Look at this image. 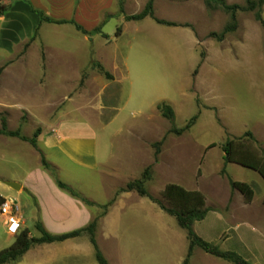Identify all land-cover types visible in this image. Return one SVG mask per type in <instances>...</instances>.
<instances>
[{
	"label": "rangeland",
	"instance_id": "obj_1",
	"mask_svg": "<svg viewBox=\"0 0 264 264\" xmlns=\"http://www.w3.org/2000/svg\"><path fill=\"white\" fill-rule=\"evenodd\" d=\"M97 1L86 0L84 9L72 12L66 0L67 7L52 14L74 17L86 33L71 23H38L36 14L25 9L16 41L0 35V125L4 119L7 129H19L28 138L39 129L36 147L21 139L23 145H15L12 155L2 147L6 159H0V175L20 180L28 173L34 176L44 157L56 167V174L48 168L52 176L100 201L108 199L103 186H125L148 167L146 190L161 200L168 183L217 184L212 197L221 196L228 177L262 189L261 176L226 163L221 146L249 131L264 151V26L257 18L264 20V4L251 9L247 0H154L155 18L191 27L197 41L190 48L189 39L174 36L168 25L127 20L137 0H115L110 13L99 12ZM138 1L142 11L148 0ZM12 2L0 0V17ZM16 16L9 15V21ZM161 102L171 106L173 120L162 116L157 108ZM62 120L70 123L61 128L89 137V147L78 149L81 156L106 150L104 155L133 160L138 145L149 148L141 173L138 167L136 173L108 178L101 166L81 170L61 149L45 147L40 136L55 133ZM93 139H100L96 148ZM115 189L109 196H115Z\"/></svg>",
	"mask_w": 264,
	"mask_h": 264
},
{
	"label": "crops",
	"instance_id": "obj_2",
	"mask_svg": "<svg viewBox=\"0 0 264 264\" xmlns=\"http://www.w3.org/2000/svg\"><path fill=\"white\" fill-rule=\"evenodd\" d=\"M24 1L13 0L11 9L6 13V16L0 17V35L6 36L10 41H16L21 31L20 22H22L23 12L25 9L30 12L31 7L42 11L51 18L75 20L72 16L69 18L55 16L56 13L67 7L66 0H49L48 2L40 0L38 5L35 0H27V3ZM114 1L98 0L97 5L101 4L99 12H114ZM85 3L86 0H70L68 8L70 11H75L77 8L84 9ZM139 10H141V1L137 0L135 8L129 14H136ZM14 13L17 16L9 21V15ZM53 13H55L54 16H52ZM33 15L35 16V13ZM3 18H7V21H4ZM157 18L173 23L172 20L166 18ZM35 19H38L37 21L40 23L37 15ZM145 20L166 25L156 22L150 16L135 21ZM79 24L84 27L83 24ZM167 27L172 29L174 36L188 38L190 48L194 46V41H197L193 30L187 25L173 23ZM67 122L62 120L58 123L55 133L45 132L43 136H40L39 142L43 141V145L48 148L52 146L61 149L76 161L77 167L81 170L101 166L104 169L103 173L108 178H116L122 173H136L138 167L139 174L141 173L143 165L147 162V155L151 153L149 148L145 150L138 145L139 154L137 153L133 160L120 159L121 156L118 154L104 155L106 150L103 153L95 151L92 157H89V151H86L84 156H81L78 149L84 145L89 147V137L73 135L72 131L66 129L64 125V128H61V125ZM19 140L14 136L0 134V152L5 148L11 155L14 154L15 145L19 147L23 145V141ZM99 140L93 139L95 148L98 147ZM104 146L106 147V145ZM17 150L20 151L19 148ZM141 151L144 152V155L141 154ZM0 159H6V155L0 153ZM48 163L54 168L56 174L55 165L49 161ZM51 174L50 170L42 165L40 169L35 170L34 176L28 173V176L22 180L0 175V196L4 199H15L19 206L21 214L19 231L26 229L29 237H39L41 234L37 228L39 225L47 233L58 236L82 229L99 217L95 226L94 238L108 264H183L189 246L186 230L178 225L174 216L160 208L150 197L141 196L135 190L117 193V190L124 185L121 184L122 186L116 188L112 184L109 187L103 186L108 199L100 201L89 197V193L87 196L84 195L78 189H74L67 182ZM1 179L15 181L20 184V187L18 190H13ZM57 181L65 183L79 196L60 187ZM179 185L188 190H199L205 196L207 212L203 219L192 224V230L197 236L213 244L219 250L231 251L240 255L249 264H264V187L260 189L250 183L254 195L250 201H245L243 195L232 188L228 181L221 186V196L213 197L209 194L211 190L219 188L217 184L204 186L201 182L200 184L195 182L194 186H187L183 183ZM112 189H115L114 201L101 214L100 207L113 198L112 194L109 196ZM257 190H261V192L257 193ZM22 194H25L27 198L21 197ZM135 194L138 197H134ZM83 198L92 203L84 201ZM14 239L15 235L7 232L5 217L0 213V250L10 246ZM5 264L100 263L96 257L94 244L89 235L83 232L62 240L33 243L19 258ZM188 264L233 263L194 246Z\"/></svg>",
	"mask_w": 264,
	"mask_h": 264
},
{
	"label": "trees",
	"instance_id": "obj_3",
	"mask_svg": "<svg viewBox=\"0 0 264 264\" xmlns=\"http://www.w3.org/2000/svg\"><path fill=\"white\" fill-rule=\"evenodd\" d=\"M153 2L154 0H148L144 8L142 9V11H140L137 14L127 15L125 17L127 18V20H131V19L140 20L146 16H150V17H153L158 23L172 25L173 23L169 21L157 19L153 16V4H154ZM247 3H248V7L252 9L256 4L258 5L264 4V0H258L257 2H254L252 0H247ZM224 6L226 9H229L232 11H234L236 8V5H224ZM31 10L38 16L39 22L45 21V22H50L54 24L71 23L72 25H74L76 30L82 33L87 32V30L82 25H80L73 19H53L45 15L42 11L34 9L33 7H31ZM257 18L261 22L262 26H264V20L260 17V15H257ZM102 23H101V26H102ZM229 28H233V27H229ZM213 35L217 36L215 33H213ZM218 38L219 40H221L222 35L218 36ZM93 66L96 67L98 71L104 74L107 78L112 77V75L109 72H107L102 67L101 64L93 63ZM157 108L160 109L161 114L164 118L168 120L174 119V111L168 103L161 102L158 104ZM196 117L197 116L194 115L190 119V121H188L187 125L185 126L186 129L189 128L194 123V121L196 120ZM0 134L18 137L19 139L23 141H28L33 147H36L37 146L36 137L39 134V129H37L34 132L31 138H28L20 134L19 129H16V130L7 129L6 120L1 119ZM213 145L214 144H210L209 147ZM221 147L224 153L223 159L226 163H235L244 168L253 170L257 172L264 181V151L260 147L257 146L256 139L254 138L251 132L246 131L241 136L227 138ZM41 163L45 168L51 167V165L48 163V161L44 157L41 158ZM148 168L144 169L140 178L128 181L124 187L119 188L117 190V193L119 191L135 190L141 196L150 197V199L156 202L160 208H162L167 213L175 217L178 225L186 230L187 239L189 241L188 251L183 260V264H188L189 257L192 252V248L194 246H198L204 251L216 257L229 261L233 264H249L248 261H246L243 257H241L240 255L234 252L219 250L213 244L201 239L192 230V224L195 221L203 219L207 212V208L205 206V196L201 191L188 190L179 184L168 183L164 186V188L161 191L162 200L155 198L149 195L145 187V181L146 179L149 178L148 176L150 174V171ZM222 172L223 174H225V169ZM228 182L230 183L232 188L238 190L244 196L245 201H250L252 199L254 191L250 184L246 182H242V181L232 180L230 177H228ZM57 183L60 187L66 188L72 194L79 196L77 192L72 190L65 183L61 181H57ZM3 200L4 198L0 196V203ZM83 200L87 201L84 198ZM113 201H114V197L111 198L106 204L101 206V208L103 209L102 213L106 211L108 206L111 205ZM87 202L92 203L91 201H87ZM263 204H264V199H263ZM96 218L89 225H87L86 227L82 229L74 230L69 233H64L58 236L47 233L39 225H37V228L39 229L41 233L39 237H29L28 230L26 229L21 230L15 235L14 242L10 246L0 250V264H5L7 262L16 260L33 243L62 240L67 237L77 236L83 232H86L89 235L92 243L94 244L95 249H96V257L99 263L108 264V262L106 261V259L104 258L100 250L98 249L95 238H94V231H95V226H96V221H97Z\"/></svg>",
	"mask_w": 264,
	"mask_h": 264
},
{
	"label": "built area",
	"instance_id": "obj_4",
	"mask_svg": "<svg viewBox=\"0 0 264 264\" xmlns=\"http://www.w3.org/2000/svg\"><path fill=\"white\" fill-rule=\"evenodd\" d=\"M0 213L5 217L7 232L16 235L20 229L21 214L15 199L5 198L0 203Z\"/></svg>",
	"mask_w": 264,
	"mask_h": 264
},
{
	"label": "water",
	"instance_id": "obj_5",
	"mask_svg": "<svg viewBox=\"0 0 264 264\" xmlns=\"http://www.w3.org/2000/svg\"><path fill=\"white\" fill-rule=\"evenodd\" d=\"M1 181L7 186H9L10 188H12L13 190H18L20 187L19 183L12 181V180H1Z\"/></svg>",
	"mask_w": 264,
	"mask_h": 264
}]
</instances>
